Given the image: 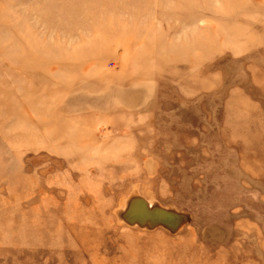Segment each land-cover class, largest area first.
<instances>
[{"label":"rangeland","instance_id":"1","mask_svg":"<svg viewBox=\"0 0 264 264\" xmlns=\"http://www.w3.org/2000/svg\"><path fill=\"white\" fill-rule=\"evenodd\" d=\"M0 264H264V0H0Z\"/></svg>","mask_w":264,"mask_h":264}]
</instances>
